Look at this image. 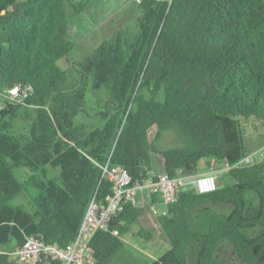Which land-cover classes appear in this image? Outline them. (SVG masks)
<instances>
[{"label": "trees", "instance_id": "obj_1", "mask_svg": "<svg viewBox=\"0 0 264 264\" xmlns=\"http://www.w3.org/2000/svg\"><path fill=\"white\" fill-rule=\"evenodd\" d=\"M140 29L122 28L63 69L75 46L68 8L74 0H0V91L30 85L24 103L0 105V264L26 235L66 246L93 197L111 182L100 165L122 166L132 182L155 172L193 175L204 161L233 166L248 153L241 118L264 123V0H141ZM76 73L72 81L68 74ZM108 89L114 107L84 135L76 122L89 88ZM1 100V98H0ZM34 107L28 137L14 131L23 108ZM168 129L185 146L160 149ZM158 156L159 170L154 159ZM48 166L59 168L50 176ZM31 173L20 181L13 168ZM206 169V170H207ZM234 183L200 193L181 190L160 215L170 248L149 264H264V158L232 167ZM36 212L13 200L26 187ZM152 195L151 204L160 202ZM142 211L125 202L111 220L121 237L98 231L96 264H110ZM139 235L153 232L140 227ZM11 249V250H10ZM40 264H61L47 260Z\"/></svg>", "mask_w": 264, "mask_h": 264}, {"label": "rangeland", "instance_id": "obj_2", "mask_svg": "<svg viewBox=\"0 0 264 264\" xmlns=\"http://www.w3.org/2000/svg\"><path fill=\"white\" fill-rule=\"evenodd\" d=\"M79 3L81 8L76 11L69 6L71 35L75 41V46L71 52L59 60L58 64L63 69H68L74 62L83 58L85 55L95 49L103 40L112 37L115 32L122 28H131L133 33L139 31L138 19L142 16L143 10L136 0H74ZM76 73H69V80L72 81ZM0 91V98L2 97ZM2 100H0L1 105ZM114 103L107 88L102 87L99 90L88 89L86 95V105L83 111L77 117V124L80 131L86 135L95 127H100L104 123L103 112L107 109L112 110ZM35 117V108H23L19 112V117L14 123V131L25 140L29 134L31 121ZM242 131L245 139V147L248 153L264 147V123L255 116L241 118ZM156 146L160 149L185 146V138L174 129H168L163 132V136L156 140ZM155 168L160 169L161 164L158 156L154 159ZM205 162L199 164L197 173L203 171ZM221 168V164L218 165ZM49 175L56 176L59 168L48 166ZM14 173L20 181L31 173L27 167L13 168ZM159 172V171H158ZM234 183V179L229 171L217 170V187ZM183 190L194 192L192 185H185ZM34 189L26 187L25 192L13 200L15 204H21L33 213L36 208L29 199V193ZM140 227L146 229L142 220L128 226L123 234L125 245L119 253L112 259L110 264H149L152 258H157L170 248V243L164 235L153 234L150 239L139 235ZM223 245L222 250L225 259L230 264H236L230 260L231 250ZM3 247L0 246V251ZM11 250V249H10Z\"/></svg>", "mask_w": 264, "mask_h": 264}, {"label": "built area", "instance_id": "obj_3", "mask_svg": "<svg viewBox=\"0 0 264 264\" xmlns=\"http://www.w3.org/2000/svg\"><path fill=\"white\" fill-rule=\"evenodd\" d=\"M31 93L30 85L18 83L1 94V105L24 103ZM262 158L264 147L247 155L233 166L224 167L221 164L219 168L220 163L212 159L209 168L204 172L189 175L179 169L176 175H170L166 171H160L137 182H132L131 176L122 166L112 165L108 161L100 167L102 179L111 182V193L104 199L92 198L79 229L69 244L61 246L57 242L46 241L42 235L29 234L25 236L21 245L8 253L15 264H40L47 260H59L61 264H96L94 237L101 230L111 231L113 235L121 237L119 229H111L110 225L123 203L131 202L139 208L142 211L140 220L147 225L146 229L153 234L161 235L158 217L168 213L169 205L177 200V193L183 190L185 185H192L194 190L200 193L213 191L217 188V170H229L239 165L252 164ZM152 195L160 197L158 204L150 203Z\"/></svg>", "mask_w": 264, "mask_h": 264}, {"label": "crops", "instance_id": "obj_4", "mask_svg": "<svg viewBox=\"0 0 264 264\" xmlns=\"http://www.w3.org/2000/svg\"><path fill=\"white\" fill-rule=\"evenodd\" d=\"M206 169H207V165H205V167H204L203 171H201V172H204V171H206Z\"/></svg>", "mask_w": 264, "mask_h": 264}]
</instances>
